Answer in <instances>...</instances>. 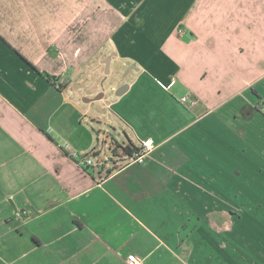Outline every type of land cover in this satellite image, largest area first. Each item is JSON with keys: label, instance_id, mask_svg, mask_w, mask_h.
<instances>
[{"label": "crops", "instance_id": "1", "mask_svg": "<svg viewBox=\"0 0 264 264\" xmlns=\"http://www.w3.org/2000/svg\"><path fill=\"white\" fill-rule=\"evenodd\" d=\"M104 33L132 64L109 113L72 77ZM261 101L264 0H0V264H264ZM107 115L144 163L74 159Z\"/></svg>", "mask_w": 264, "mask_h": 264}, {"label": "rangeland", "instance_id": "2", "mask_svg": "<svg viewBox=\"0 0 264 264\" xmlns=\"http://www.w3.org/2000/svg\"><path fill=\"white\" fill-rule=\"evenodd\" d=\"M104 21V19L100 20V30H111L112 24H104ZM88 23L89 20L84 19V27ZM92 37V35H85V42L89 39V49L87 50L85 43L83 50H85V58L87 56H92L93 53L94 56L88 63L89 65L83 67L80 72H77L72 76L73 88L82 95L83 102H90L93 104V106H95V108H100L101 111L103 109H107L106 111L109 113L111 112V108L108 106V104L104 105L102 100L104 99L105 102H107L110 100V98H112L110 95L114 97L117 96L116 92L118 88L125 84L124 81L130 76L129 69L132 64L125 66L127 61L124 60L122 56L119 57L115 54L108 68L105 60L109 56L113 55L114 51L119 52L120 55H122V43L116 40L114 36L104 33L99 34V41H97L95 45V43L93 44ZM91 85H96L100 88L99 91L92 96L89 94L93 92L86 90L87 88H91ZM73 88L71 89L72 91H74ZM99 95H101V97L97 100H94ZM107 118L108 115L106 118H102L104 123H99L98 129L95 131V143L91 149V151L94 150L97 152V154L92 153V156L95 160L102 159L106 155L113 158L115 142L123 144L124 142L128 143L130 139L135 143L140 142L135 132L119 118L112 116H110L108 119ZM106 119L110 121V124L105 123V121H107ZM107 163H112V161H108Z\"/></svg>", "mask_w": 264, "mask_h": 264}, {"label": "built area", "instance_id": "3", "mask_svg": "<svg viewBox=\"0 0 264 264\" xmlns=\"http://www.w3.org/2000/svg\"><path fill=\"white\" fill-rule=\"evenodd\" d=\"M181 32H183V30H181ZM160 84L163 88L171 90L176 84V79L172 77L168 83L160 82ZM179 100L188 107H193L198 103V99L189 93L182 94ZM262 110L264 112V106L262 107ZM155 145L154 140L149 138L143 140L141 146H139L140 150L133 155L114 154L113 158L106 155L104 158L97 160L94 159L92 154L81 155L77 151H73L71 155L77 160L78 164L83 167H103L108 161H112L115 166L114 168H121L131 163H144L153 152ZM69 147V144L65 145L66 149H69ZM126 264H143V259L136 254H132L127 258Z\"/></svg>", "mask_w": 264, "mask_h": 264}, {"label": "trees", "instance_id": "4", "mask_svg": "<svg viewBox=\"0 0 264 264\" xmlns=\"http://www.w3.org/2000/svg\"><path fill=\"white\" fill-rule=\"evenodd\" d=\"M47 77L53 81L55 80V76L49 75L47 74ZM264 106V102H259V108L262 109V107ZM140 150L139 146L134 145L133 143H129L127 145L121 144L116 142L115 143V147L113 149L114 154L116 155H133L135 153H137ZM97 154V152H95L94 150H92L91 152H89V154ZM116 169V168H113Z\"/></svg>", "mask_w": 264, "mask_h": 264}, {"label": "water", "instance_id": "5", "mask_svg": "<svg viewBox=\"0 0 264 264\" xmlns=\"http://www.w3.org/2000/svg\"><path fill=\"white\" fill-rule=\"evenodd\" d=\"M117 54V53H113V55L109 56L106 60H105V63L107 65V67L109 68L110 64H111V60L113 58V56ZM130 87V84L129 83H125L123 84L122 86H120L116 92L117 95H122L124 94ZM103 95V93H102ZM101 97V95L97 96L94 100H97ZM89 100V99H88ZM91 100V99H90Z\"/></svg>", "mask_w": 264, "mask_h": 264}]
</instances>
